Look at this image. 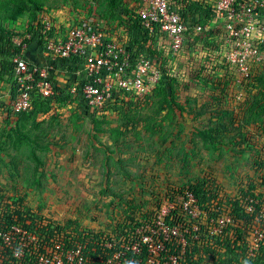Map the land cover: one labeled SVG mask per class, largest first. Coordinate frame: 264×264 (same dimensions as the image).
Instances as JSON below:
<instances>
[{"label":"rangeland","instance_id":"rangeland-1","mask_svg":"<svg viewBox=\"0 0 264 264\" xmlns=\"http://www.w3.org/2000/svg\"><path fill=\"white\" fill-rule=\"evenodd\" d=\"M40 1L44 6L40 15L49 17L57 30L60 29V34L61 29H69L77 21L96 18L103 19L104 27L115 32L110 35L118 39L125 36L121 10L113 9L109 0ZM0 2V15L4 18L8 6L13 4ZM27 14L9 24L22 29L27 23ZM201 26L204 29L193 38L187 35V43L181 52L171 55L170 67L178 78L174 96L177 95L180 107H173L169 93L154 91L139 97L135 103L137 108L132 107L134 110L129 118L123 107L118 106L104 114L108 116L105 122H101L103 115L95 116L100 123L94 127L93 117L85 115L79 99L63 108L54 106L27 124L33 136L39 134L42 143H51L50 149L36 152L44 163L40 172H35L37 159L25 141L16 148L7 143L0 152L3 193L25 194L29 206L48 216L63 221L72 219L77 221V224L71 223L73 227L95 228L113 235L117 224L126 219L125 210L136 212L137 216L156 215L154 223L158 216H165L172 208L179 209L186 217L197 218L200 214L193 217L185 209L186 195L179 190L193 183L198 176L215 179L224 193H235L238 186L250 178L257 180L262 172L255 167L253 152L241 154L242 147L237 142L226 143L235 136V126L246 123L247 119L251 120L243 128L245 135L250 139L254 136L258 142L261 138L257 132L259 125L253 123L254 115L246 111L251 106L252 96L245 90L249 79L239 76L224 56L223 49L212 45L214 40L218 44L225 41V29L219 18ZM18 39L22 40V37ZM202 63L209 68L201 73L204 77L200 83L194 78L196 72L192 71ZM212 67L215 68L212 70ZM253 72L256 71L251 68L250 74ZM212 74L223 81L226 77L231 78L229 90L219 89L216 93L224 107L232 112L229 117L234 119L233 124L228 118L230 132L223 138L224 146L219 148L204 143L196 133L197 128L213 125L210 115L200 117L198 114L199 106L215 93L204 80ZM7 120L10 119L0 115V134L15 122ZM255 121H264V114L258 115ZM36 123L39 126H35ZM184 154L188 155L187 166L182 163ZM12 161L17 163V170ZM141 229H145L144 226L137 227V230Z\"/></svg>","mask_w":264,"mask_h":264},{"label":"trees","instance_id":"trees-1","mask_svg":"<svg viewBox=\"0 0 264 264\" xmlns=\"http://www.w3.org/2000/svg\"><path fill=\"white\" fill-rule=\"evenodd\" d=\"M237 1L241 2L242 0ZM9 2H12L13 5L8 6L7 14L4 18L0 15V79L4 76L14 78L15 66L13 59L16 56H24L22 54L24 44L35 43L41 49H45L46 43L50 39L57 40L60 37V29L57 30L56 25H53L50 30L45 28L46 22L44 17L40 15V11L44 10V6L40 0H2L4 5H8L7 3ZM168 2L178 9L183 21L188 24V35L192 36V38L196 34L195 28L197 25L206 26L210 20L217 17L212 0H168ZM109 4L113 9L121 10V25L124 28L123 30H125V36L128 37L127 48L131 51L132 58L133 56L137 57V55L146 54L153 59L154 64L160 69V79L151 93L154 91H164L166 95L169 93L170 103L173 107H180L176 100L177 95L174 96L177 92V88L174 85L178 83V78L173 75L170 67L172 54L169 38L158 27L153 33L144 27L139 15L143 0H134L133 3L132 0H109ZM26 14L28 16L27 23L22 29L9 24V21L16 22ZM101 20L103 21V19ZM78 22H75L73 26ZM104 22L105 26H107V22L105 20ZM71 28L61 29L63 38L67 37ZM105 30L109 33H115L109 30L108 27H105ZM223 36H225L224 32ZM17 37H22V41L19 44L15 40ZM212 45L216 49L224 50L225 43L218 44L214 40ZM258 46L261 51H264V42L260 45L258 44ZM58 60L63 67H67L73 73L64 86L59 85L54 80L55 86L52 96L44 97L41 93L32 91L31 106L25 111L14 112L12 103L18 97V86L14 79L12 103L4 105V108L0 107V115L3 114L7 119H10L7 122L15 121L13 124L11 123L9 130L6 132L2 131L0 134V152L4 150L7 143L16 148L22 141H25L30 147L32 155L37 159L36 174L41 171L40 167L44 164L36 152L39 149H50L51 143H42L40 141L41 135L39 134L33 136L31 127L27 125L28 121L34 120L36 116L48 113L54 106L63 108L69 102L79 99V105L83 107L85 115H91L94 127H97L100 120L95 116L103 115L104 121L101 122H105L108 116L104 114L109 110L118 109V106L123 107L126 118H129L130 113L134 110L132 107L137 108L135 103L138 102L139 97H142L118 96L116 94L113 100L105 102L101 108L90 107L82 97V94L71 93V87L76 81L74 73L81 67L83 60L78 57L60 58ZM225 61L227 62V60ZM253 67L252 70L254 69L256 72L244 77L249 79L245 90L249 95H252L250 97L251 100H249L251 106L246 111L254 115L253 123L259 125L257 132L261 135V138L258 142L254 136H251L250 139L248 135H245L243 128L251 120L247 119L246 123L244 122L245 124L238 123L235 126L237 129L235 136L229 138L226 143L237 142L242 147L240 149L241 154L253 152L255 167L262 172L261 176L257 180L250 178V181H246L247 183H242L238 186L239 189L235 193H224L215 179H211L209 176H198L193 183L179 190L180 193L186 195V198L189 193L194 196L196 205L200 209V215L197 218H189L183 212L181 213L179 209L172 208L173 210H170L164 216L166 223L171 227H180V231L185 235L186 245L184 246L178 237L166 241V250L160 253V259L163 263L170 255H178V264H264V236L259 241L258 247L253 249V251H251L252 244L250 241L253 226H259L260 224L255 222H261L256 218L260 214L262 205H264V144L262 141L264 121H255L258 120V115L264 114V62L258 63L256 67ZM208 68L205 63H202L201 67L193 69L192 72H196L194 74L195 80L202 83L201 78L204 76L201 73L207 71ZM213 68L215 67H212V70ZM209 76V78L204 80L211 85L215 93L212 94V98L210 96L209 100L199 106L198 114L200 117L206 114L210 115V121L213 125L197 128L196 133L204 143L212 144L214 148H219L224 146L223 138L230 132L227 122L228 118L233 124L234 119L229 117L232 112L224 107L216 93L219 89L227 92L231 86V78L226 77L223 81L213 74ZM260 84L262 86H259ZM35 126H39V123H36ZM258 154L260 157L256 158ZM187 159L188 155L184 154L182 159L183 166L188 165ZM12 164L14 169L17 170V163L12 161ZM10 173L11 175L13 174L12 172ZM3 190V187L0 186V232L10 230L13 225L26 228L29 232L39 237L42 244L38 251L39 254L47 253V247L50 250L55 249L56 244L59 243L66 249L81 245L82 255L90 263L110 264L107 262L108 259L116 251L120 250L121 243H117L113 247L105 246L106 243L117 242L124 236L136 233L138 226H144L149 222L155 224L154 221L156 220V215L143 214L137 216L136 212L125 210V213H127L126 219L117 224L113 235H106L102 230L95 228L73 227L71 223L75 222L77 224V221L72 219L63 221L48 216L39 209L29 206L25 200V194L23 196H19V192H8L5 194ZM119 197L123 198L122 194ZM250 198L259 201V203L255 204V210L252 213H248L246 210L250 203ZM158 207L160 208L161 205L159 204ZM223 215L229 216L231 222L227 224L222 233L213 234L211 231L217 224L216 220ZM196 226L198 227L197 229L195 228ZM260 227L262 228V226ZM164 256L165 259L163 258ZM149 257L150 252L147 246L143 245L140 253L135 254L130 250L126 256L121 257V264H148ZM117 262L119 261L115 260L112 264H117Z\"/></svg>","mask_w":264,"mask_h":264},{"label":"built area","instance_id":"built-area-1","mask_svg":"<svg viewBox=\"0 0 264 264\" xmlns=\"http://www.w3.org/2000/svg\"><path fill=\"white\" fill-rule=\"evenodd\" d=\"M212 5L226 33L224 56L234 65L239 76H248L253 66L264 62V51L258 48V44L264 42V0H212ZM139 15L146 29L153 33L158 27L169 38L171 54L176 55L184 49L189 26L168 0H143ZM45 28H52L50 21L46 22ZM203 29L201 25L195 28L196 33ZM122 39L110 35L102 20L88 18L73 26L66 38L50 39L45 49L51 61L70 57L83 60L81 67L74 73L76 81L71 92L82 94L90 107L101 108L105 102L113 100L116 94L144 96L154 89L160 79V69L153 59L146 54L132 58L131 51L127 48L128 37L124 36ZM15 40L18 44L22 41L18 38ZM13 63L15 78L19 84L18 97L12 103L14 112L25 111L31 106L32 91L39 92L44 97L54 94L51 65L32 66L23 56H16ZM262 141L264 144V136ZM249 201L246 210L252 213L259 201L253 198ZM184 207L193 217L200 214L191 193L187 195ZM256 219L261 222H255L260 224L253 226L251 230V251L258 247L264 236V205ZM216 222L211 231L213 234L222 233L231 218L223 215ZM151 225H144L145 229L141 230L136 228V233L127 235L122 240L106 243L107 247L121 243L120 250L107 262L112 264L117 260V264H121V257L126 256L128 251L138 254L142 246L146 245L150 252L148 264H178V255H170L163 263L160 253L166 250L165 242L172 238L178 237L186 245V238L180 227H171L163 215L158 216L156 223ZM41 245L36 234L13 225L10 230L0 232V264H92L83 257L81 245L66 249L59 243L55 249L47 247V253L39 254Z\"/></svg>","mask_w":264,"mask_h":264},{"label":"crops","instance_id":"crops-1","mask_svg":"<svg viewBox=\"0 0 264 264\" xmlns=\"http://www.w3.org/2000/svg\"><path fill=\"white\" fill-rule=\"evenodd\" d=\"M44 20H45V22L50 21L52 28H53L54 24L52 23V21L49 17L45 16ZM62 36L63 35L60 34V37H62ZM30 45L31 44H29V45L24 44V46L22 48V54L25 56H23V57H25L28 60V62L30 63V65H32V66L36 65L39 67H45L47 65H51V67H52L51 69L53 72L52 76L54 77V80H56L57 83L61 86L65 85L68 82V79H70V77H72L73 72L70 71L67 67H63V65L60 61H51L46 49H40L39 46L37 47L34 45H31V46ZM14 79H15L16 84L18 86L19 84L15 78V74H14V78L4 76L3 78L0 79V107H3L4 105H8V104L12 103L11 97H12L13 90H14L13 89L14 88L13 87L14 86V83H13ZM7 85H8V87H6ZM3 110L5 111V109H3ZM1 115L3 116V114H1Z\"/></svg>","mask_w":264,"mask_h":264}]
</instances>
